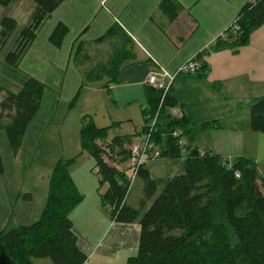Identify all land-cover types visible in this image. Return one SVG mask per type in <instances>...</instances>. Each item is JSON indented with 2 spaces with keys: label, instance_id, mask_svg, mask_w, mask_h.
<instances>
[{
  "label": "trees",
  "instance_id": "trees-1",
  "mask_svg": "<svg viewBox=\"0 0 264 264\" xmlns=\"http://www.w3.org/2000/svg\"><path fill=\"white\" fill-rule=\"evenodd\" d=\"M6 1L0 0V3ZM31 1L33 21L19 33L26 43L35 36L42 19L62 2ZM157 6L170 22L181 9L177 0H159ZM263 22L264 0H244L232 22L208 50L226 48L236 52L248 43L249 34ZM1 26L4 40L15 27V21L4 18ZM67 31V26L58 21L49 35L50 42L59 45ZM113 36H120L117 46L103 62L95 64V71L84 74L88 82L100 81L106 92L108 86L116 82L122 68L136 62L135 45L117 24L108 27L95 41ZM81 47L80 41L76 52ZM20 52H8L6 62L16 68ZM200 55L201 52L193 58L198 60ZM199 63L193 74L201 75L204 64ZM20 77L19 88L15 92L8 90L0 103V129L5 131L11 150L19 145L43 94V85L37 79ZM102 78H105L103 82ZM143 93L142 124L138 130L108 138V128L115 123L98 127L85 115L78 129L77 156L84 153L92 160L91 171L98 177L99 200L110 220L138 222L137 247L125 259V264H264V182L254 163L244 157L228 161L196 148L192 144L193 136L199 128L190 123L176 105L170 85L164 93L145 85ZM171 108L178 109L180 114H171ZM154 116L149 138L159 151L158 157L178 158L181 147H185L182 172L166 179H154L145 164L140 166L136 178L142 180V194L137 206H133L126 203L129 193L125 196V174L115 170V165L125 166L130 144L135 136L147 132ZM208 125L202 123L199 127ZM74 158H58L53 164L47 178L44 204L35 221L0 231V264H32L34 259L42 258L51 264H85L86 256L76 244L69 217L82 199L70 176ZM3 171L0 153V173ZM23 195L29 197L28 193Z\"/></svg>",
  "mask_w": 264,
  "mask_h": 264
},
{
  "label": "crops",
  "instance_id": "crops-1",
  "mask_svg": "<svg viewBox=\"0 0 264 264\" xmlns=\"http://www.w3.org/2000/svg\"><path fill=\"white\" fill-rule=\"evenodd\" d=\"M102 1L115 4L117 0ZM158 1L148 4V0H143L139 11L131 3L128 12L123 14L127 1L119 16L110 22V25L120 26L133 41L136 62L123 67L116 82L108 86L109 99L117 109L137 105L140 110L148 73L155 71L156 66L172 73L181 63L201 52L197 58L204 64L201 75L176 74L170 83L176 105L190 123L199 128L192 144L228 161L248 158L264 182V22L249 34L248 43L236 52L226 48L211 51L208 46L232 22L244 0H177L181 9L171 22L159 11ZM202 123L209 125L200 128ZM81 155L84 161H92L84 153ZM167 159L161 157V162L151 160L145 164L150 177L163 178L154 176L153 171L169 164H164ZM77 180L82 187V199L69 217L76 244L86 256L85 264H125V259L137 247V220L129 223L110 220L101 206L93 175L83 171ZM46 189L47 181L40 196L41 204ZM26 193L29 197L18 191L8 196L5 203L0 201V231L38 218L42 205L33 211L28 206L33 195ZM21 202L27 206L16 208ZM32 264L51 263L42 258L34 259Z\"/></svg>",
  "mask_w": 264,
  "mask_h": 264
},
{
  "label": "rangeland",
  "instance_id": "rangeland-1",
  "mask_svg": "<svg viewBox=\"0 0 264 264\" xmlns=\"http://www.w3.org/2000/svg\"><path fill=\"white\" fill-rule=\"evenodd\" d=\"M151 2L152 0H148V4ZM125 3L127 5L123 14L128 12L127 8L131 3L134 9L141 10L143 0H117L115 4L109 1L104 3L102 0H64L42 19L35 30V36L27 43L19 33L33 21V2L7 0L6 3H0V103L5 100L8 90L15 92L19 88L20 76L35 78L43 85L39 109L14 150L8 148L6 133L0 129V153L4 164V171L0 173V201L5 203L8 196H13L18 191L21 194L30 192L33 198L29 208L34 211L39 205L43 206L40 196L46 188L47 175L58 158L75 157L70 166V176L81 195L82 187L78 185L77 179L83 171L91 173L98 185V177L91 171L93 162L84 161L83 155L77 156L78 129L82 116H88L98 127L114 122L115 125L108 128V137L127 134L141 126L142 117L137 105L117 109L105 88L100 86V81L88 82L84 78V74L95 71V64L103 62L111 49L119 43L120 36L101 42L95 41V38L111 26L110 22L115 16H119ZM4 18H12L15 27L3 40L1 20ZM58 21L63 22L68 31L60 44L56 45L50 42L49 35ZM80 41L82 47L76 52ZM18 50L21 52L14 68L6 62V54ZM104 80L105 78L101 79L102 82ZM6 111L4 109L3 113ZM185 153L186 148L181 147V156L167 159L164 164L170 163L153 171V175L165 179L167 173H181ZM153 160L161 162V157ZM141 188L142 180L137 177L128 195L130 205L137 206L139 203ZM23 204H17L16 208L27 206ZM207 236L208 234L205 238ZM45 260L49 262L48 259Z\"/></svg>",
  "mask_w": 264,
  "mask_h": 264
},
{
  "label": "built area",
  "instance_id": "built-area-1",
  "mask_svg": "<svg viewBox=\"0 0 264 264\" xmlns=\"http://www.w3.org/2000/svg\"><path fill=\"white\" fill-rule=\"evenodd\" d=\"M233 28H236L235 25H233ZM199 66L200 63L193 57L181 63L172 73H168L161 66H156L155 71L147 74L145 84L161 89L162 93H164L177 73H193ZM170 112L171 114L177 116L180 114V111L174 108H171ZM154 119L155 116L148 123L147 132L135 136L133 139L128 150V158L125 166L115 165V170L123 172L127 180L125 196L130 192L139 167L146 164L148 161L158 158L159 156L158 149L155 148L154 142L149 138L151 131H153L154 128ZM235 175H237L236 172Z\"/></svg>",
  "mask_w": 264,
  "mask_h": 264
}]
</instances>
